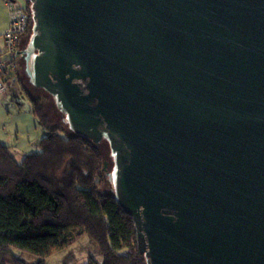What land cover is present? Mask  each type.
Instances as JSON below:
<instances>
[{
    "label": "water",
    "instance_id": "95a60500",
    "mask_svg": "<svg viewBox=\"0 0 264 264\" xmlns=\"http://www.w3.org/2000/svg\"><path fill=\"white\" fill-rule=\"evenodd\" d=\"M30 2L23 74L108 144L147 264H264V0Z\"/></svg>",
    "mask_w": 264,
    "mask_h": 264
},
{
    "label": "trees",
    "instance_id": "16d2710c",
    "mask_svg": "<svg viewBox=\"0 0 264 264\" xmlns=\"http://www.w3.org/2000/svg\"><path fill=\"white\" fill-rule=\"evenodd\" d=\"M20 7L28 19L24 38L32 25L30 0ZM18 67L23 72L22 61ZM27 94L30 112L48 135L41 151L21 163L0 143V264H25L12 250L45 259L84 237L93 240L102 264H147L132 218L112 193L101 191L106 179L100 144L71 133L62 122L51 123L52 100L45 92L32 88ZM59 131H66L65 137Z\"/></svg>",
    "mask_w": 264,
    "mask_h": 264
},
{
    "label": "rangeland",
    "instance_id": "374dc122",
    "mask_svg": "<svg viewBox=\"0 0 264 264\" xmlns=\"http://www.w3.org/2000/svg\"><path fill=\"white\" fill-rule=\"evenodd\" d=\"M15 1L18 4H22V0ZM30 35L31 28L29 26V30L24 38L27 40ZM25 39L23 40L25 41ZM21 47L23 48V45H21ZM1 55L5 57L4 53ZM16 73L17 74H15L14 71H10L6 81V92L0 95V143L9 148V152L16 162L21 163L23 157L26 155L37 154L41 151V139L48 135V131L41 124L39 119L30 112V103L27 93H31L34 87L25 78L21 67H18ZM49 105L51 107V112L49 113L51 123L59 124L62 115L58 112L53 102H49L48 106ZM47 110H49V108H47ZM58 134L65 137L66 131H59ZM104 143L105 145H102ZM100 149L105 160H108V144L106 142H101ZM101 191L103 193H112L107 184L102 187ZM12 252L25 264H37L40 262L43 264H88L89 262L102 264V257L95 243L89 237H84L71 247L45 259L15 250H12ZM4 264H9V262L5 260Z\"/></svg>",
    "mask_w": 264,
    "mask_h": 264
},
{
    "label": "built area",
    "instance_id": "2783aa9c",
    "mask_svg": "<svg viewBox=\"0 0 264 264\" xmlns=\"http://www.w3.org/2000/svg\"><path fill=\"white\" fill-rule=\"evenodd\" d=\"M8 6H11L9 3ZM28 24L26 13L18 5L12 8V14L6 30L2 35L3 53L0 55V95L6 92V81L10 71L17 72L20 61L23 58V48L19 44L21 35L25 32Z\"/></svg>",
    "mask_w": 264,
    "mask_h": 264
},
{
    "label": "crops",
    "instance_id": "0c3cea01",
    "mask_svg": "<svg viewBox=\"0 0 264 264\" xmlns=\"http://www.w3.org/2000/svg\"><path fill=\"white\" fill-rule=\"evenodd\" d=\"M9 3L11 4V6H8ZM16 5L21 6L22 4L16 3L15 0H0V55L4 51L2 35L8 26V23H9L11 14H12V8ZM23 39L25 38L20 37V40H19L20 46L23 45L22 43L24 41ZM0 111H1V108H0Z\"/></svg>",
    "mask_w": 264,
    "mask_h": 264
},
{
    "label": "flooded vegetation",
    "instance_id": "af4514ba",
    "mask_svg": "<svg viewBox=\"0 0 264 264\" xmlns=\"http://www.w3.org/2000/svg\"><path fill=\"white\" fill-rule=\"evenodd\" d=\"M26 39H25V41H23V46L25 45V43H26ZM109 168H112V164H111V162H110V167ZM106 184L109 186V184H108V182L106 181Z\"/></svg>",
    "mask_w": 264,
    "mask_h": 264
}]
</instances>
